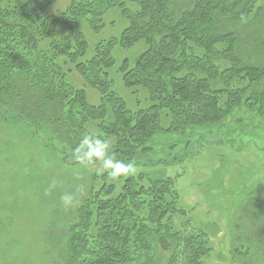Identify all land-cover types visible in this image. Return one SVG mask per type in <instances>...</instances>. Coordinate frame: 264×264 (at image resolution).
<instances>
[{
  "label": "trees",
  "instance_id": "obj_1",
  "mask_svg": "<svg viewBox=\"0 0 264 264\" xmlns=\"http://www.w3.org/2000/svg\"><path fill=\"white\" fill-rule=\"evenodd\" d=\"M62 1L0 0V109L4 120L24 123L65 163L81 164L74 149L84 135L100 136L113 160L136 168L161 144L177 147L162 138L191 134L186 141L200 142L220 134L236 112L264 117V66L239 56L242 39L245 49H258L252 26L264 21V0H69L64 7ZM114 9L126 28L84 59L88 43L80 21L98 34ZM140 41L147 49L118 68L124 86L142 90L136 98L147 102L133 112L113 90L108 70L116 65L114 48ZM72 71L98 93V105L68 83ZM77 213L61 264H204L211 253L169 177L93 175Z\"/></svg>",
  "mask_w": 264,
  "mask_h": 264
},
{
  "label": "rangeland",
  "instance_id": "obj_2",
  "mask_svg": "<svg viewBox=\"0 0 264 264\" xmlns=\"http://www.w3.org/2000/svg\"><path fill=\"white\" fill-rule=\"evenodd\" d=\"M68 1L58 2L56 11ZM117 12L105 14L98 34L80 21L88 43L84 59L93 56L95 44L118 37L126 28L127 22ZM244 29H238L240 36ZM252 29L259 32L254 40L258 49L246 50L242 39L239 56L247 65L264 66V21ZM146 49L142 41L127 50L114 48L116 65L108 70L113 90L133 112L147 107V102L136 98L135 91L142 90L124 86L118 68L124 60L135 61ZM67 81L85 90L91 106L99 104L100 96L79 74L72 71ZM4 115L0 109V264H61L68 229L77 222V209L88 197L92 176L107 171L100 162L65 163L24 123L4 120ZM221 125L220 134L200 142L186 141L191 134L162 138L166 145L176 143L177 147L168 151L161 144L133 174L174 181L186 219L207 235L211 253L204 264H264V117L240 111ZM90 131L95 132L93 125ZM157 159L166 164H155ZM64 194L75 197L71 210L65 211L61 204ZM165 255L157 252L156 258L164 262Z\"/></svg>",
  "mask_w": 264,
  "mask_h": 264
},
{
  "label": "clouds",
  "instance_id": "obj_3",
  "mask_svg": "<svg viewBox=\"0 0 264 264\" xmlns=\"http://www.w3.org/2000/svg\"><path fill=\"white\" fill-rule=\"evenodd\" d=\"M76 160L83 165H90L100 162L107 171V176L112 181H118L122 177L130 175L134 170L131 162L125 163L120 160H113L109 155V144L100 136L84 135L79 145L74 149ZM65 211L75 206V197L71 194H64L60 198Z\"/></svg>",
  "mask_w": 264,
  "mask_h": 264
}]
</instances>
